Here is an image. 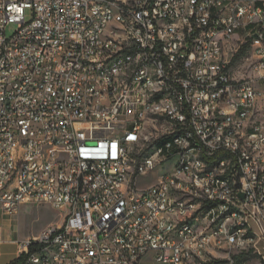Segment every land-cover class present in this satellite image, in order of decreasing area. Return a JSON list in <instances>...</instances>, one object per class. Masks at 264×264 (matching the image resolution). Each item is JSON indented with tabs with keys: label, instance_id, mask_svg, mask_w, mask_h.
Segmentation results:
<instances>
[{
	"label": "built area",
	"instance_id": "obj_1",
	"mask_svg": "<svg viewBox=\"0 0 264 264\" xmlns=\"http://www.w3.org/2000/svg\"><path fill=\"white\" fill-rule=\"evenodd\" d=\"M32 201L21 264L264 260V0H0V212Z\"/></svg>",
	"mask_w": 264,
	"mask_h": 264
},
{
	"label": "rangeland",
	"instance_id": "obj_2",
	"mask_svg": "<svg viewBox=\"0 0 264 264\" xmlns=\"http://www.w3.org/2000/svg\"><path fill=\"white\" fill-rule=\"evenodd\" d=\"M13 27L8 29L11 31ZM249 55L247 51L240 59L243 64L245 57ZM49 147L46 148V155H48ZM162 171H155L149 175L142 176L138 181V188L145 189L159 181ZM64 211L54 208L51 204L45 202L32 201L22 205L19 213H13L14 225L19 228L23 235H39L42 230L62 222ZM155 253H150L144 257L142 264H161L156 261ZM233 264H264L263 258L254 251L251 252H237L233 253ZM229 264V263H228Z\"/></svg>",
	"mask_w": 264,
	"mask_h": 264
},
{
	"label": "crops",
	"instance_id": "obj_3",
	"mask_svg": "<svg viewBox=\"0 0 264 264\" xmlns=\"http://www.w3.org/2000/svg\"><path fill=\"white\" fill-rule=\"evenodd\" d=\"M13 214L0 212V264H9L20 256V244L37 235H23L14 225Z\"/></svg>",
	"mask_w": 264,
	"mask_h": 264
},
{
	"label": "trees",
	"instance_id": "obj_4",
	"mask_svg": "<svg viewBox=\"0 0 264 264\" xmlns=\"http://www.w3.org/2000/svg\"><path fill=\"white\" fill-rule=\"evenodd\" d=\"M248 46H249V44H245L243 47H241V49L239 50V52L235 56V60H239L247 52ZM35 250H36V246H31L30 252H33ZM251 251H253V250L248 251V253ZM242 253H244V252H242ZM26 256H27V254H21L20 256H18L14 260H12L9 264H21V262L24 260V258Z\"/></svg>",
	"mask_w": 264,
	"mask_h": 264
}]
</instances>
